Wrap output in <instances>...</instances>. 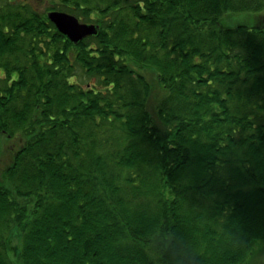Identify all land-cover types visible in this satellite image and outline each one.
I'll use <instances>...</instances> for the list:
<instances>
[{
    "label": "trees",
    "instance_id": "obj_1",
    "mask_svg": "<svg viewBox=\"0 0 264 264\" xmlns=\"http://www.w3.org/2000/svg\"><path fill=\"white\" fill-rule=\"evenodd\" d=\"M4 159L0 264H264V0H0Z\"/></svg>",
    "mask_w": 264,
    "mask_h": 264
},
{
    "label": "water",
    "instance_id": "obj_2",
    "mask_svg": "<svg viewBox=\"0 0 264 264\" xmlns=\"http://www.w3.org/2000/svg\"><path fill=\"white\" fill-rule=\"evenodd\" d=\"M48 19L55 25L58 32L66 36L73 44H79L84 39L98 34L96 26L82 24L74 16L66 13L51 11L48 14Z\"/></svg>",
    "mask_w": 264,
    "mask_h": 264
},
{
    "label": "rangeland",
    "instance_id": "obj_3",
    "mask_svg": "<svg viewBox=\"0 0 264 264\" xmlns=\"http://www.w3.org/2000/svg\"><path fill=\"white\" fill-rule=\"evenodd\" d=\"M42 9L45 10L44 8H42ZM234 20L239 21L241 23V21L243 20V17L242 16H239V15L238 16H235V17L232 18V22L228 21V22H230V24L229 23H226V24H228V26H232V24H234L233 23ZM5 161H6L5 159L1 161L0 170H2V168L4 167L3 165H4Z\"/></svg>",
    "mask_w": 264,
    "mask_h": 264
}]
</instances>
